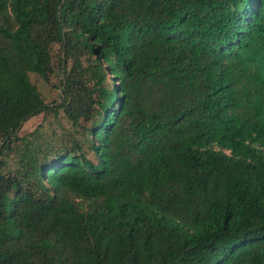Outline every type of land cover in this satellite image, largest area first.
Returning a JSON list of instances; mask_svg holds the SVG:
<instances>
[{
    "label": "trees",
    "instance_id": "16d2710c",
    "mask_svg": "<svg viewBox=\"0 0 264 264\" xmlns=\"http://www.w3.org/2000/svg\"><path fill=\"white\" fill-rule=\"evenodd\" d=\"M0 264H264V0H0Z\"/></svg>",
    "mask_w": 264,
    "mask_h": 264
},
{
    "label": "rangeland",
    "instance_id": "374dc122",
    "mask_svg": "<svg viewBox=\"0 0 264 264\" xmlns=\"http://www.w3.org/2000/svg\"><path fill=\"white\" fill-rule=\"evenodd\" d=\"M33 82L39 87V89L45 95L47 101L52 103L54 101H58L60 90L57 88V77L52 78L50 83H47L42 78H40L36 74H32ZM62 124L68 125L67 119L61 115L59 119L46 115L45 113H41L37 116L29 119L22 127L20 134L24 135L29 133L39 126H42V130H45L47 134L51 133L53 130L59 131ZM4 159H7L10 165H15L14 155L11 153H7L4 156Z\"/></svg>",
    "mask_w": 264,
    "mask_h": 264
}]
</instances>
